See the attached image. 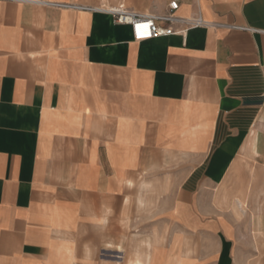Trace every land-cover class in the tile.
Masks as SVG:
<instances>
[{
    "label": "crops",
    "instance_id": "0c3cea01",
    "mask_svg": "<svg viewBox=\"0 0 264 264\" xmlns=\"http://www.w3.org/2000/svg\"><path fill=\"white\" fill-rule=\"evenodd\" d=\"M171 1L0 0V264H264V0L75 7Z\"/></svg>",
    "mask_w": 264,
    "mask_h": 264
},
{
    "label": "built area",
    "instance_id": "2783aa9c",
    "mask_svg": "<svg viewBox=\"0 0 264 264\" xmlns=\"http://www.w3.org/2000/svg\"><path fill=\"white\" fill-rule=\"evenodd\" d=\"M20 1L34 2V0ZM178 6V1L172 0L168 4V9L161 13L132 9L123 3L100 6L76 5L75 7L108 13L113 17L115 23L131 25L133 37L136 41H144L173 34L184 35L185 32L191 27L206 25V21L201 16H195L191 18H180L175 16V10L178 8ZM175 22L186 24V28L182 30H176L174 27ZM249 29L256 30L253 28ZM261 31L264 32V30Z\"/></svg>",
    "mask_w": 264,
    "mask_h": 264
}]
</instances>
